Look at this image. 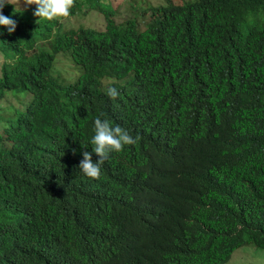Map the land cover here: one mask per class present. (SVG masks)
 <instances>
[{"label": "trees", "instance_id": "obj_1", "mask_svg": "<svg viewBox=\"0 0 264 264\" xmlns=\"http://www.w3.org/2000/svg\"><path fill=\"white\" fill-rule=\"evenodd\" d=\"M16 1L0 0V264L264 248V0H166L145 24L105 0ZM85 2L103 29L57 21ZM92 126L109 137L89 144Z\"/></svg>", "mask_w": 264, "mask_h": 264}, {"label": "rangeland", "instance_id": "obj_2", "mask_svg": "<svg viewBox=\"0 0 264 264\" xmlns=\"http://www.w3.org/2000/svg\"><path fill=\"white\" fill-rule=\"evenodd\" d=\"M84 1V0H80ZM144 4L138 3L136 0L133 3V0H105L104 2L109 5V7L116 9L114 14V19L117 23H121L126 19L132 17H142L144 24L150 19L151 8L159 6L160 4H164L166 0H138ZM176 3H183L189 0H171ZM101 5V3H99ZM15 5L19 7L23 5L22 0H17ZM88 3H84V12L86 14L77 13L75 15L67 16L62 20V24L65 28H77L79 26L83 27H93L96 29H103L105 24L104 16L96 11L93 8H88ZM151 7V8H150ZM45 11L53 13L54 9L50 4H46L42 8ZM4 60V56L0 55V69L2 66V62ZM62 66L60 63H57V68ZM64 67H67V62H65ZM67 73L65 76H72L71 71H65ZM59 75L63 77L62 73L58 71ZM14 101V100H13ZM16 105H20L19 101H14ZM2 106H5L6 102H0ZM26 109V107H24ZM227 264H264V248L256 246L252 243H244L243 245L237 247L234 253L232 254L231 259Z\"/></svg>", "mask_w": 264, "mask_h": 264}, {"label": "clouds", "instance_id": "obj_3", "mask_svg": "<svg viewBox=\"0 0 264 264\" xmlns=\"http://www.w3.org/2000/svg\"><path fill=\"white\" fill-rule=\"evenodd\" d=\"M71 0H61V2H62V4L63 5H66V4H68L69 2H70ZM74 1H77V2H79V3H81V1L80 0H74ZM46 4H50V3H46ZM45 4V5H46ZM51 5V4H50ZM52 6V5H51ZM53 7V6H52ZM43 8V7H42ZM153 8V7H152ZM152 8H151V10H152ZM53 9H54V7H53ZM54 11H55V9H54ZM54 11H53V13H51V12H48V11H45V10H43V9H41V13L39 14V15H42L44 12H47L49 15H51V16H54ZM152 12V11H151ZM77 13H80V12H77ZM76 13V14H77ZM81 14V13H80ZM75 15V14H74ZM82 15V14H81ZM67 16H70V15H66V16H64V17H62V18H58L57 19V21L58 22H62V20L63 19H65ZM55 17V16H54ZM55 19H56V17H55ZM35 23L36 22H38V20H33ZM21 22V21H20ZM63 25V24H62ZM64 26V25H63ZM15 35V34H14ZM2 52H3V56H4V51L2 50V49H0ZM4 62H5V56H4V60H3V62H2V69H0V78L2 79V81H5L6 80V78H5V74L3 73V65H4ZM62 77V76H61ZM64 78V77H63ZM33 80H34V72H31V73H29V76H28V78H27V80L25 81V83H31V82H33ZM64 82H65V78H64V81H63V83L59 86V88H58V92H57V97H56V101H58V99H59V97H60V92H61V89H62V86H63V84H64ZM108 97L112 100L114 97H115V92L114 91H112V89H109V91H108ZM10 99H11V102L13 103V104H15L14 103V101H19L20 102V105L18 106V105H16L17 107H19V108H21L22 110H25V108L24 107H26V109L28 108V105L30 104V102L32 101V94L31 93H28L27 94V96L25 97V98H23V97H20V98H17V97H14V96H12V95H10ZM14 100V101H13ZM107 137H109V135L107 134V133H105V132H101L100 130H98L97 128H95V127H93L92 126V134H91V136H90V139H89V144H91V143H93V142H95V140L96 139H98V138H107Z\"/></svg>", "mask_w": 264, "mask_h": 264}]
</instances>
